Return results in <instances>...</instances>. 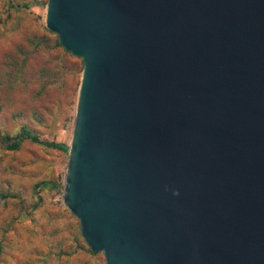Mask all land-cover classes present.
Listing matches in <instances>:
<instances>
[{"label": "water", "instance_id": "water-1", "mask_svg": "<svg viewBox=\"0 0 264 264\" xmlns=\"http://www.w3.org/2000/svg\"><path fill=\"white\" fill-rule=\"evenodd\" d=\"M82 59L65 206L107 264H264V0H48Z\"/></svg>", "mask_w": 264, "mask_h": 264}, {"label": "rangeland", "instance_id": "rangeland-1", "mask_svg": "<svg viewBox=\"0 0 264 264\" xmlns=\"http://www.w3.org/2000/svg\"><path fill=\"white\" fill-rule=\"evenodd\" d=\"M14 1L30 5L0 0V135L27 126L69 145L83 61L47 27L48 0ZM68 156L30 138L17 150L0 139V194L11 195L0 202V264H107L63 202ZM44 180L63 187L38 188Z\"/></svg>", "mask_w": 264, "mask_h": 264}, {"label": "trees", "instance_id": "trees-1", "mask_svg": "<svg viewBox=\"0 0 264 264\" xmlns=\"http://www.w3.org/2000/svg\"><path fill=\"white\" fill-rule=\"evenodd\" d=\"M12 5L15 6H24V7H29L30 3L25 2L22 4H16V2L14 0H11ZM39 3V1H36ZM57 44L59 46L64 47L59 41H57ZM66 49V48H65ZM26 138H30L31 140H33L34 142H38L41 143L47 147H51V148H55L58 150H63V151H68L69 150V145L64 143V142H56V141H49L47 139H41L39 137V135L33 130L30 129L27 126H23L22 129L14 134V135H10L8 133H3L2 135H0V139L3 141V143H5L6 147L10 150H17L20 148L22 142L26 139ZM36 186L38 188L41 187H46V188H50V189H55V188H61L63 187V185H61L60 183L54 181V180H44L40 183H37ZM11 195L6 194V193H2L0 194V202H2L3 200H5L6 198L10 197ZM91 253H94V251L89 250Z\"/></svg>", "mask_w": 264, "mask_h": 264}]
</instances>
